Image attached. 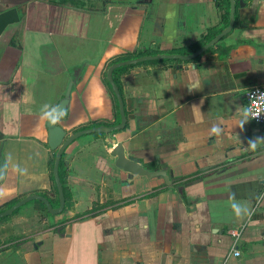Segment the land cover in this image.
<instances>
[{
  "label": "crops",
  "instance_id": "1",
  "mask_svg": "<svg viewBox=\"0 0 264 264\" xmlns=\"http://www.w3.org/2000/svg\"><path fill=\"white\" fill-rule=\"evenodd\" d=\"M83 1L0 0V12L15 7L20 18L0 33V211L29 194L58 206L46 121L70 81L57 118L67 134L117 123L105 81L114 58L186 54L222 26L223 0ZM236 1L233 29L211 50L120 72L125 127L66 147L61 213L31 200L0 218V264H264V130L245 97L264 87V0ZM110 141L171 173L173 187L128 180ZM108 200L117 206L73 219Z\"/></svg>",
  "mask_w": 264,
  "mask_h": 264
},
{
  "label": "water",
  "instance_id": "2",
  "mask_svg": "<svg viewBox=\"0 0 264 264\" xmlns=\"http://www.w3.org/2000/svg\"><path fill=\"white\" fill-rule=\"evenodd\" d=\"M239 5L243 4L242 1L238 2ZM237 8L236 0H229V21L228 24L222 28L212 39L208 42L204 43L202 46L194 50L193 52L181 54V53H155V54H144L131 58L116 60L108 65L106 69V80L113 92L118 106L119 113V121L117 123H113L111 125L101 124L95 125L92 127H87L83 129L76 130L67 134V132L57 123V118L63 115L66 111V108L69 105L70 101V92L73 83L75 82V78L68 83L66 91L63 97L50 109V113L48 115L46 121L47 128V143L48 146L55 150L54 160L52 165V175L54 179V183L57 189L59 204L57 207H53L49 200L40 194H29L20 200L16 201L9 208L0 211V218L5 217L13 213L16 209L24 205L25 203L31 200H39L43 202L47 211L51 215L59 214L62 212L65 205V196L63 191V184L61 182V178L59 175V165L61 162V157L66 149V147L73 142L75 139L84 134L91 133H112L117 130H121L126 125V114L124 109L123 98L117 83L113 78V72L115 69L124 66H131L137 63L145 62V61H153V60H164V59H179V60H193L196 57L203 54L209 48L214 47L225 35H227L234 27L235 23V11ZM19 13L15 7L7 8L0 12V33L10 24L16 23L19 21ZM110 144L113 145V149L111 150V155L116 157L115 165L127 173V179L131 180L134 175L145 176L147 178H160L164 181V183L172 188L173 183L175 182V178L172 177L171 173H168L165 169H155L148 170L146 169L141 161L132 156L126 155L125 149L122 144L114 145L112 141ZM4 168L3 163L0 162V183L3 179ZM201 181V178L193 179L191 181L186 182L187 185L193 184Z\"/></svg>",
  "mask_w": 264,
  "mask_h": 264
},
{
  "label": "trees",
  "instance_id": "3",
  "mask_svg": "<svg viewBox=\"0 0 264 264\" xmlns=\"http://www.w3.org/2000/svg\"><path fill=\"white\" fill-rule=\"evenodd\" d=\"M69 1L75 2V1H79V0H69ZM105 1H107V0H93L92 5L99 8V7H102V2H105ZM80 2L84 3L83 0H80ZM223 2H224V7L221 8V10H223V11L221 13V18H220L222 21V26H220L219 29L214 28V27H210L208 29L207 34L202 36L201 39L198 40L197 42H195L193 45L186 47V48H183V50H181L182 52L189 53V52L193 51L194 49L199 48L204 43H206L210 39H212L222 28H224L228 24V21H229V0H223ZM217 6H220V3L218 4V2H217ZM11 43L14 44L15 40L14 39L11 40ZM209 50H211V48H209ZM148 52L149 51H140L136 55L138 56L139 54H148ZM133 55H135V54H133V53L128 54L127 53V54H124V55H121V56L114 58V60L116 61V60L126 59V58L133 56ZM114 60H112L111 62H114ZM127 68H128L127 66L119 67V68L115 69L113 72V78H114L115 82L117 83L118 87H119L118 75L120 74V72L124 71ZM105 81H106L109 93L111 95V98H112L113 111H114L115 116H116L117 121H118L119 120V113H118L117 101H116V98H115L113 92L111 91V88H110L107 80H105ZM119 90H120V87H119ZM100 134L101 133H95V135H100ZM59 175L61 178V182L63 184L64 175H63V171H62V163H60V165H59ZM51 178H52L53 184L55 185L52 174H51ZM184 178H186V177H184ZM63 191H64L65 198H68V193H67V190L64 186H63ZM116 206H117V204L113 201H110V200H108L104 203L95 202V203H93L92 207L89 210L82 212V213H78L77 215H75V217L73 219H81V218H86V217L97 216V215L101 214L103 211H105L106 209L116 207Z\"/></svg>",
  "mask_w": 264,
  "mask_h": 264
},
{
  "label": "built area",
  "instance_id": "4",
  "mask_svg": "<svg viewBox=\"0 0 264 264\" xmlns=\"http://www.w3.org/2000/svg\"><path fill=\"white\" fill-rule=\"evenodd\" d=\"M249 117L251 120L260 125L264 130V87L260 85L250 86L245 93ZM243 226L230 231L234 240H237L242 232ZM235 256L240 255L238 250L233 252Z\"/></svg>",
  "mask_w": 264,
  "mask_h": 264
}]
</instances>
